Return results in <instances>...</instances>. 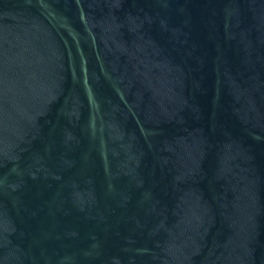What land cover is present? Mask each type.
I'll use <instances>...</instances> for the list:
<instances>
[{
	"label": "water",
	"instance_id": "1",
	"mask_svg": "<svg viewBox=\"0 0 264 264\" xmlns=\"http://www.w3.org/2000/svg\"><path fill=\"white\" fill-rule=\"evenodd\" d=\"M0 264H264V0H0Z\"/></svg>",
	"mask_w": 264,
	"mask_h": 264
}]
</instances>
